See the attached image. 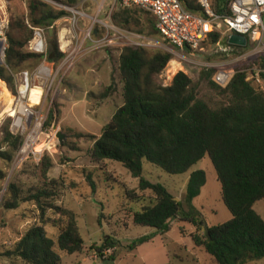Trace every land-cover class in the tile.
<instances>
[{
  "label": "trees",
  "instance_id": "trees-1",
  "mask_svg": "<svg viewBox=\"0 0 264 264\" xmlns=\"http://www.w3.org/2000/svg\"><path fill=\"white\" fill-rule=\"evenodd\" d=\"M19 1L25 7V18L17 13L16 8H8L7 47L4 65H0V80L6 82L13 93L15 75L25 67L31 71L36 69L43 59L40 55L24 51L32 39V28L51 27L65 15L64 11L42 0ZM50 1L68 7L78 2ZM222 1L214 0L216 13L222 12ZM184 4L191 13L200 14L194 0H184ZM112 21L121 27L138 24L134 14L128 10H123L121 15H113ZM153 22L151 27L156 33L154 18ZM220 39V34L213 33L209 36V43L215 45ZM253 45L248 43L242 49ZM65 56L59 50L56 36L48 38L47 61L57 66ZM171 60L169 53L123 47L117 66L122 106L117 108L99 137L73 130H67V133L70 137L92 141L90 157L93 162L100 164L109 160L121 164L133 178L139 179L140 190L151 192V201L140 210L133 211L131 220L134 226L150 228L155 233L134 241L130 249L152 236L169 233L172 222L177 219L190 223L196 229L191 236L194 245L201 248L214 264H249L263 260L264 221L253 207L264 200V89L247 82L246 73L253 66L264 69V56L252 58L246 65L233 69L224 87L214 80L216 70L203 71L200 79L217 97V102L212 105L198 98L193 81L182 72L173 77L169 86L159 83L160 74ZM262 77L264 79V74ZM111 93H116L113 81L105 87L102 97ZM7 121L1 145L10 148L9 151H0V159L10 164L22 144V138L9 132L10 119ZM54 123H58V115L54 117ZM205 156L212 163L221 187V201L231 215L226 223L208 227L210 240L204 233L203 215L192 205L206 184L204 172L190 175L184 199L180 202H175L161 185L150 184L141 178L143 160L168 175L178 176L187 173ZM41 165L45 179L53 165L48 157L43 158ZM4 178V173L0 172V180ZM44 186L25 201L34 204L39 212L37 218L1 256L20 260L23 264H61V254L74 255L83 251L84 242L75 213L50 202L46 203L45 209L40 205L42 198L55 197L54 189ZM21 204L17 187L10 185L3 203L4 210H17ZM46 227L54 229L56 237H49ZM111 245L109 240H105L104 246L97 248L99 255L112 248Z\"/></svg>",
  "mask_w": 264,
  "mask_h": 264
},
{
  "label": "rangeland",
  "instance_id": "rangeland-1",
  "mask_svg": "<svg viewBox=\"0 0 264 264\" xmlns=\"http://www.w3.org/2000/svg\"><path fill=\"white\" fill-rule=\"evenodd\" d=\"M8 8L12 10L16 8L17 13L25 18L26 10L19 0H0V16L5 14L9 19ZM54 8L59 10L57 7ZM70 8L85 16H73L68 11L60 10L64 11V17L53 23L57 41L58 34L64 30L68 39L74 37L73 43L76 41L79 43L90 30L91 37L95 40L108 33L112 43L93 46L90 41H85L82 46L84 52L77 57V62L67 74L63 76V71L57 70L60 67H54L57 75L53 90L58 87L54 95H49L43 107L46 115L44 132L50 135V139L42 137L41 146L37 147V150L42 149V152L27 158L14 171L13 162L7 164L0 159V172L5 175V178L0 180V192L4 191L0 200V254L11 249L26 227L37 218L39 212L34 204L25 201L45 188L44 185H48L47 189H54L55 197L48 200L42 198L40 205L45 209L46 203L50 202L73 211L84 242L80 254H61V264H214L201 248L194 245L191 236L196 229L190 223L177 219L172 222L169 233L152 236L146 242L130 249L134 241L155 233L153 229L134 226L131 220L133 211L140 210L151 201V192L140 190L139 179L133 178L121 164L109 160L100 164L93 162L90 157L92 141L70 137L67 130L99 137L117 108L122 106V86L117 66L123 47L133 46L171 54L172 60L160 74L159 83L169 86L173 77L182 72L193 81L198 98L210 105L217 102V97L208 90L207 84L200 79V74L208 69H214L216 73L221 70L231 73L236 67L252 61L238 59L249 50L228 47L224 42L218 45L206 42L203 50L197 53L177 51L153 31L152 16L134 7L122 8L119 0H78L76 5ZM123 10L134 14L138 24L130 23L129 27L115 24L112 21L113 15H121ZM94 19H98L102 24L94 22ZM93 31H97V36ZM137 37H141L142 40ZM223 49H227V52H222ZM24 51L28 52L26 48ZM99 54L107 55L111 62L112 80L116 90V93H111L105 98L102 97L104 87L100 86L99 89L90 91V87L95 86V80L88 76V69L94 63L97 64ZM171 62H177L179 69L175 70ZM29 69L25 67L20 71ZM76 69L77 72H73ZM0 81L5 83L9 94L7 109L0 111V151L5 152L9 151L10 147L1 145L3 129L9 120L6 113L12 109L13 92L6 82ZM39 95L40 91L33 97L32 102L35 105L38 104ZM57 115L58 123H54V117ZM53 126L66 136L62 146L58 143ZM15 157L16 155L13 159ZM44 157H48L53 165L45 179L42 177L41 165ZM197 171L205 173L206 184L200 195L193 200V207L200 211L209 227L226 223L231 219V215L221 201V187L208 156L187 173L178 176L168 175L143 160L141 178L150 184L161 185L180 202L184 199L190 175ZM51 182L55 185L51 186ZM10 185L17 187L22 201L19 208L14 211H6L3 208ZM255 207L261 210L264 216V200L256 203ZM45 213L49 215V211ZM46 232L49 237L57 235L51 227H46ZM105 240H109L112 248L105 249L100 256L97 248L104 246ZM0 264L23 263L0 255ZM251 264H264V259Z\"/></svg>",
  "mask_w": 264,
  "mask_h": 264
},
{
  "label": "built area",
  "instance_id": "built-area-1",
  "mask_svg": "<svg viewBox=\"0 0 264 264\" xmlns=\"http://www.w3.org/2000/svg\"><path fill=\"white\" fill-rule=\"evenodd\" d=\"M42 1L59 10L68 11L73 16H85L66 5L50 0ZM194 2L200 8V14H194L187 10L184 0H119V5L122 8L136 7L151 14L155 20V31L158 36L177 51L200 52L203 50V45L209 42V36L218 33L221 35L220 42L225 40V43L231 36L239 35L246 39V46L248 43L254 44L246 54L238 59L251 60L257 56H264V0H223L220 5L221 13L215 12L212 0H194ZM94 22L102 24L98 19H94ZM51 28L54 29V26L32 28V39L28 42L26 49L30 53L42 56L43 59L36 69L23 70L14 77L15 93L11 96L12 109L10 107V112H7L6 115L10 119V133L20 136L22 144L13 161V171L27 158L42 152V149L39 151L37 147L41 145L43 136L50 139V135L44 132L46 115L43 107L49 95H54L58 87L56 86V89L53 90L57 75L54 67L59 66L60 69L57 70L63 71V76L67 74L77 62V57L84 52L82 46L85 41H90L93 46L112 43L108 33L95 40L91 37L90 30L79 43L77 41L75 44L73 43L74 37L71 39L66 37V47L62 49L59 45L60 51L66 56L59 65L54 66L46 59L47 32ZM7 29L8 19L5 14H2L0 16V60L2 65H4V53L7 47ZM93 32L94 34L96 32L95 36H97V31ZM137 38L142 40L141 37ZM228 47L245 48L230 44ZM222 52H227V49H223ZM263 74L264 69L253 66L246 73V81L257 88L264 89ZM230 76L229 72L221 70L216 73L214 80L219 86L224 87L228 84ZM3 84L6 89L5 83ZM33 89L40 91L37 105H33L30 100ZM3 194L4 191H1L0 200L3 198Z\"/></svg>",
  "mask_w": 264,
  "mask_h": 264
},
{
  "label": "crops",
  "instance_id": "crops-1",
  "mask_svg": "<svg viewBox=\"0 0 264 264\" xmlns=\"http://www.w3.org/2000/svg\"><path fill=\"white\" fill-rule=\"evenodd\" d=\"M96 34V32H95ZM68 38V37H67ZM225 40H223L224 42ZM226 45L228 44V41L225 42ZM98 56V61L97 64H93L89 69H88V76H90L93 80H95V86L92 85L90 87V91H94L96 89H99V87H108L112 83V77H113V69L111 66V62L108 59L107 55L105 54H99ZM73 71V70H72ZM73 72H77V69ZM94 72V73H93ZM76 74V73H74ZM94 74V75H93ZM258 203V202H257ZM254 211L260 216V218L264 221V216L260 212L261 210H257V208L253 207ZM209 227V226H208ZM251 264V263H249Z\"/></svg>",
  "mask_w": 264,
  "mask_h": 264
},
{
  "label": "water",
  "instance_id": "water-1",
  "mask_svg": "<svg viewBox=\"0 0 264 264\" xmlns=\"http://www.w3.org/2000/svg\"><path fill=\"white\" fill-rule=\"evenodd\" d=\"M47 35H48V38H52V37L55 35V31H54V29H53V28L49 29L48 32H47ZM228 43H229L230 45H234V46L245 47L246 44H247V41H246V39H245L244 37H242V36H239V35H233V36H231V37L229 38ZM2 64H3V63H2L1 60H0V65H2ZM51 119H52V117H51ZM53 130L56 131V132H55L56 138H57V140H58L59 145L62 146V145H63V141H64V139L66 138V136L63 135L61 132L57 131V127H56V126H53ZM173 200H174L175 202H179L178 199L173 198ZM204 233H205V235L208 237V240H210V239H209V236H208V226H207L206 223H204Z\"/></svg>",
  "mask_w": 264,
  "mask_h": 264
},
{
  "label": "bare ground",
  "instance_id": "bare-ground-1",
  "mask_svg": "<svg viewBox=\"0 0 264 264\" xmlns=\"http://www.w3.org/2000/svg\"><path fill=\"white\" fill-rule=\"evenodd\" d=\"M65 38H66V33L65 31H61L59 34V41H60V45L62 47V49H64L66 47V42H65ZM172 67L177 70L179 69V64L177 62H171ZM39 90L38 89H33L31 91V95H30V100L31 103L33 105H35L32 101H33V97L36 96V94H38ZM0 99H2V101H0V111L3 112L5 111V109H7L8 103H9V94L6 91L4 84L2 82H0ZM41 146V145H40ZM41 148V147H40Z\"/></svg>",
  "mask_w": 264,
  "mask_h": 264
}]
</instances>
